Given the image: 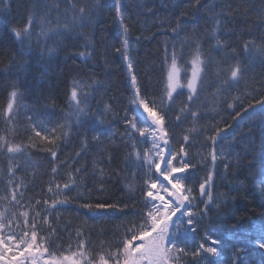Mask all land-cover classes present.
<instances>
[{"label":"trees","instance_id":"1","mask_svg":"<svg viewBox=\"0 0 264 264\" xmlns=\"http://www.w3.org/2000/svg\"><path fill=\"white\" fill-rule=\"evenodd\" d=\"M43 2L38 0L37 12L43 11ZM47 2L51 6L57 0ZM59 3V13L55 10L52 12L53 26L57 19L60 23L71 25L74 10L66 0H59ZM76 3V10L81 5L92 9V19L85 22L82 28L76 27L71 35L47 41V47H56L57 50L48 54L45 49L42 54L41 48L36 47L35 37L33 49L22 51L11 31L27 23L29 13L33 10V0H7V3L0 0V111L6 106L13 85L21 93L19 121L8 125L0 116V135H6L17 143L28 142L33 133L27 117L33 114L34 119L39 117L45 120L49 129L56 128L55 135H61L67 128L57 125L65 124V113L68 111L66 101L73 80L100 82L89 101L94 119L87 120L82 127L73 124L69 135L57 141L56 159L49 151L40 150L52 148L53 145L33 137L37 140V148L26 149L29 155L20 157L21 166L13 177V187L20 186L17 191L20 204L10 203L8 161L0 158V196L7 197L0 200V212H5L6 216L4 233L19 234L24 230V218L19 215L21 211H28L30 223L39 211V231L49 237L53 251L68 254L69 246L76 250L79 239H83L86 247L95 255L109 246L115 249L125 229L133 221L139 225L147 211L143 195L146 190L144 170L136 171L134 165L125 160L131 149L130 145L121 142L119 135L124 131L122 121L125 112L131 107L130 99L134 94L131 75L137 77L141 94L150 102L154 100L159 103L165 77V40L172 36L168 29L176 25L178 17L185 22L181 35H191L195 30L204 41L206 54L210 30L219 18L220 35L229 39L230 47L238 48L243 56L242 46L246 40H254L257 45L264 43V0H201L200 4H196L195 0H121L122 18L129 30V55L133 65L131 74L122 55L124 31L117 17L115 0H99L98 10L97 0H76ZM57 40L60 42L57 43ZM85 45L88 47L85 48ZM171 48L169 40V51ZM80 52L90 55L82 59ZM190 54L191 49L186 47L183 60L187 61ZM245 73V79L238 87L216 99L213 92L217 78L214 70H209L199 100L193 105L202 115L195 126L191 118L180 123L176 120L179 106L186 101V95L179 97L170 111L165 109L172 151L179 152L180 147L184 146L188 153L187 159L194 165L190 169V179L185 181L191 189L190 210L196 213L194 220L197 232L189 233L192 248H198L200 242L208 244L207 240L200 239L203 234H214L212 236L219 239L215 247L220 255L206 257L209 264H217V261L219 264H232L233 259L235 264H264V249L257 246V243L264 241V196L259 190V169L264 165L252 162L253 152L248 144L249 140L255 138L259 150L261 143L260 105L254 109L249 108V105L264 100V61L257 57L247 64ZM229 103L233 104V108H228ZM105 104L112 109L106 116L103 111ZM237 112L241 115L234 120ZM128 114L130 116L131 112ZM101 117L105 118L102 127L117 134L114 140L105 138L103 145H98L92 140L90 129ZM193 127L195 130L189 131ZM218 128L226 131L218 137L217 150L230 153L231 160L227 157L223 161L218 159L213 166L210 157L212 143L208 137L215 135ZM86 134L88 150L77 156ZM185 134L190 137L187 142L184 141ZM137 139L141 138L137 135ZM138 147L143 152L151 148V142ZM109 155L111 160L108 159ZM225 164H230V169L226 170ZM54 166L57 168L56 173L52 172ZM100 166L104 169L102 178ZM76 169L81 171L77 173ZM209 171L213 172L214 184L212 199L209 200L208 196L204 199L208 201L206 207L198 198V188ZM69 173L76 185L71 191L63 189V192L68 194L72 202L58 205L55 209L45 205V200L51 204L55 199L57 184L62 186L69 182ZM152 175H157L154 168ZM50 187L52 192L48 190ZM37 201L40 203L37 204ZM83 202L126 204L128 215L111 210L89 212L79 207ZM12 211H16L17 219L9 228L7 218L11 217ZM45 214L51 228L56 230L55 235L43 223ZM78 233H82L79 238ZM182 259L186 264H195L191 255Z\"/></svg>","mask_w":264,"mask_h":264},{"label":"snow or ice","instance_id":"2","mask_svg":"<svg viewBox=\"0 0 264 264\" xmlns=\"http://www.w3.org/2000/svg\"><path fill=\"white\" fill-rule=\"evenodd\" d=\"M73 11L72 24L60 23L57 19L53 26L51 19L52 12L55 10L59 13L60 3L51 6L47 0L41 5L43 11L37 12L38 0H33L32 11H30L27 23L23 27H14L11 29L15 41L20 49L31 51L33 49V39H36V47H40L42 54L46 49L48 54L54 53L56 47H47V41L55 38H63L65 35H71L76 27L82 28L84 23L92 19V9L81 5L78 10L76 0H66ZM201 0H195L196 4H200ZM7 3V0H5ZM116 13L120 19L121 27L124 31L123 36V59L127 62L129 73L133 72V65L129 55L130 41L128 39V28L125 26L122 18L121 0H115ZM99 0H97L96 8L98 10ZM219 14H217V17ZM163 23L162 21L160 22ZM185 22L181 18H177V23L170 30L172 36L166 38L164 47V65L165 77L163 84V92L159 103L149 101L141 94V88L138 85L137 77L131 75V85L133 96L130 99V108L125 112L124 131L119 133L121 142L130 145V151L125 156V160L132 163L136 171L144 170V184L146 190L143 195L146 198L145 208L147 211L141 217V222L137 225L134 221L124 231L121 240L118 241L115 249L111 246L107 250L101 251L95 255L86 247V241L79 239L76 250L69 246L68 254L57 253L52 250L49 237L43 236L39 231L40 212H36V216L30 223L28 220V211H21L19 215L24 218V230L17 234L15 232L4 233L5 212H0V264H186L182 257L191 255L195 264H209L206 257H218L220 253L215 245L219 239H212L213 246H207L205 243H198V248L193 250L190 243L191 237L189 233H196L195 212L190 210L192 201L191 189L186 186L185 181L190 179V169L194 167L187 159L188 153L184 146L180 147L179 152H173L170 147V132L167 128V109L170 111L176 100L186 95V101L179 106V112L176 115L178 123L191 118L193 126L202 118L198 109H194L193 105L197 103L201 91L204 89L206 76L209 70H214L217 78V84L213 96L219 99L220 96L228 90L238 87L245 79V69L247 64L252 63L258 57L264 61V43L257 45L254 40H246L242 46L243 56L236 47H230V40L220 35L221 20H215V26L209 33V47L207 54L205 53V45L203 39L197 36L195 30L191 35L185 33L181 35ZM38 29V30H37ZM150 38V37H145ZM139 39V37H137ZM169 40L172 43L171 51L168 49ZM60 41L57 40V43ZM179 43V49H177ZM88 46L85 45V48ZM191 49L190 57L187 61L183 60L184 49ZM117 51H120L119 49ZM82 59H87L85 52L79 53ZM247 62V63H246ZM190 66V67H189ZM100 82L92 80L91 83L81 80H73L70 94L66 101L68 111L65 113V124L57 125L60 128H67L61 135H55L56 128L49 129L45 120L39 117L33 118L28 116L27 120L33 136H29L28 142L17 143L9 139L6 135H0V158L8 161V191L11 193V201L13 204H20L17 197L19 185L13 187V177L20 168V157L27 156L29 153L26 149L37 148V140L46 141L53 145L52 148H41V151H49L53 159L57 158L56 147L57 141L63 140L69 135V132L75 124L82 127L87 120L94 119L91 108L90 98L95 90L98 89ZM186 90V92H185ZM21 93L15 85L9 93L6 106L0 111V116L8 125L18 122L21 116ZM260 105L262 113L261 123L259 125L261 132V143L256 146L255 138L248 141L250 150L253 152V163L264 165V100H257L255 104H250L249 108H255ZM228 108H233V104L229 103ZM142 110V113H141ZM105 116L112 111L110 105H104ZM244 111H248L245 109ZM129 112L131 115L129 116ZM144 114H146V119ZM241 115L237 112L233 117L235 120ZM105 118L101 117L94 124L90 131L93 133L92 140L98 145H103L104 139L114 140L116 132L102 127ZM227 127H232L228 125ZM195 127L189 129L194 131ZM11 132L12 129L10 128ZM226 129L218 128L215 135H211L208 139L212 143L210 152L211 163L216 165L218 159L223 161L226 157L231 160L230 153H224L217 150L218 137L221 132ZM137 135L141 139H137ZM190 137L185 134L184 141H189ZM151 142V148H146L141 152L138 145H147ZM88 150L87 134L81 146V151L76 155H83ZM111 160V156H108ZM237 167L239 166V155L236 158ZM164 165L162 168L161 165ZM225 169H230V164H225ZM155 169L156 176L153 177L152 170ZM81 169H76L79 173ZM101 178L104 169L99 168ZM52 172L56 173L57 168L54 166ZM260 192L264 196V167L259 169ZM162 177V179H160ZM167 182V183H165ZM214 184L213 172L209 171L204 181L200 183L201 196H208L212 199V188ZM76 185V181L69 173V182L62 186L56 185L55 199L51 204L45 200L44 204L50 208H57L58 205H67L72 201L63 189L69 191ZM49 192L53 189L50 187ZM155 190V191H154ZM165 196L170 199H166ZM23 197V193L20 194ZM6 196H0V200L6 199ZM75 199V198H73ZM37 204L40 201L36 202ZM206 207L208 201H203ZM21 207H23L21 205ZM80 208L87 209L89 212L95 210H111L113 213H128L125 209L128 205H119L116 203H88L79 204ZM182 209H185L182 211ZM7 211V209H6ZM45 212L47 210L45 209ZM177 213L180 215L177 216ZM135 215V213H133ZM175 217V219H173ZM187 218L186 220L184 218ZM8 219L7 227L11 228L12 223L17 219L16 211H12V215ZM43 223L51 229L52 235L56 234V230L49 225L48 216L45 214L42 218ZM185 224L187 227H185ZM19 227V225H17ZM82 233H78V238ZM201 240H207L209 237L202 236ZM264 249V243L257 245ZM60 247V245H57ZM235 256V254H234ZM217 264L219 262L217 261ZM232 264H235L233 259Z\"/></svg>","mask_w":264,"mask_h":264},{"label":"rangeland","instance_id":"3","mask_svg":"<svg viewBox=\"0 0 264 264\" xmlns=\"http://www.w3.org/2000/svg\"><path fill=\"white\" fill-rule=\"evenodd\" d=\"M190 67V66H189ZM186 91V90H185ZM141 113H142V110H141ZM144 116H145V119L147 118L146 117V114H144ZM150 144V143H149ZM162 166V168L164 167V165L162 164L161 165ZM160 179H162V177H160ZM165 183H167V182H165ZM155 191V190H154ZM165 198L166 199H170L169 197H167V196H165ZM185 209H182V211H184ZM180 214L179 213H177V216H179ZM173 219H175V217L173 218ZM185 220H186V218H184ZM187 226V225H186ZM191 233V232H190ZM212 235H214V234H203V236H207V237H209V239H207V241H208V244H207V246H213L212 244H211V240L212 239H216V238H214V236H212ZM206 241V240H205Z\"/></svg>","mask_w":264,"mask_h":264}]
</instances>
